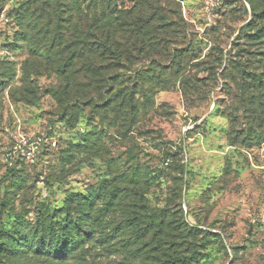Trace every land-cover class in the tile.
Masks as SVG:
<instances>
[{
    "label": "rangeland",
    "instance_id": "374dc122",
    "mask_svg": "<svg viewBox=\"0 0 264 264\" xmlns=\"http://www.w3.org/2000/svg\"><path fill=\"white\" fill-rule=\"evenodd\" d=\"M263 23L264 0H0V264H264ZM68 212L92 238L59 251Z\"/></svg>",
    "mask_w": 264,
    "mask_h": 264
},
{
    "label": "trees",
    "instance_id": "16d2710c",
    "mask_svg": "<svg viewBox=\"0 0 264 264\" xmlns=\"http://www.w3.org/2000/svg\"><path fill=\"white\" fill-rule=\"evenodd\" d=\"M264 36V23L262 27L257 31L256 35ZM79 212V211H78ZM81 213V212H80ZM82 217H75L72 216V213L68 212V216L66 217L65 224L63 227V232H56L53 231L52 234H49V240H53L56 237L63 242L61 246L53 245L56 250H61L62 248H72V250L78 248L80 245L85 243L86 241L91 240L92 232L91 229L84 228ZM47 248V247H45ZM182 261H180L181 263Z\"/></svg>",
    "mask_w": 264,
    "mask_h": 264
}]
</instances>
